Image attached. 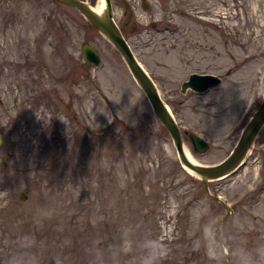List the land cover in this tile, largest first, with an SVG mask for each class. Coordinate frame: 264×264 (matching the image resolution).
Wrapping results in <instances>:
<instances>
[{"label": "rangeland", "instance_id": "rangeland-1", "mask_svg": "<svg viewBox=\"0 0 264 264\" xmlns=\"http://www.w3.org/2000/svg\"><path fill=\"white\" fill-rule=\"evenodd\" d=\"M111 3L184 151L225 159L264 97V0ZM190 73L221 82L182 92ZM0 136V264H264V124L226 177L186 171L119 50L69 5L0 0Z\"/></svg>", "mask_w": 264, "mask_h": 264}, {"label": "water", "instance_id": "water-1", "mask_svg": "<svg viewBox=\"0 0 264 264\" xmlns=\"http://www.w3.org/2000/svg\"><path fill=\"white\" fill-rule=\"evenodd\" d=\"M57 1L77 9L101 34H103L116 46V48L122 54V57L134 79L145 92L156 116L172 137L181 163L189 171L197 174V176H199L203 180H209L224 177L229 173L231 169L238 165V163L246 153V150L250 146L252 140L254 139L255 135L257 134L258 130L264 123V98L256 113L253 115L252 119L244 129L237 146L229 154V156H227L221 162L213 165L192 163L188 159V157H186L183 148L181 133L174 118L172 117L166 105L163 103L148 75L136 60L128 42L113 20L111 0H104L105 13L102 17L96 15L91 6L82 0ZM143 6L147 7V4L144 2ZM154 25V23L151 24L152 27ZM81 53L86 63L93 66H97L99 64L100 55L93 46L89 44L82 45ZM220 81L221 78L213 74L192 73L190 74L187 81L182 82L181 91L183 92L186 90V88H190L198 93H203L206 92L209 88L218 85ZM188 137L195 152L202 153L209 148L208 142L200 136L194 133H190ZM1 143L2 139L0 136V145ZM21 198H24L23 194H21ZM226 208H228V206H226Z\"/></svg>", "mask_w": 264, "mask_h": 264}, {"label": "bare ground", "instance_id": "bare-ground-1", "mask_svg": "<svg viewBox=\"0 0 264 264\" xmlns=\"http://www.w3.org/2000/svg\"><path fill=\"white\" fill-rule=\"evenodd\" d=\"M92 10L95 12L96 15L102 17L105 13V2L104 0H99L98 5L96 6H91ZM186 157L192 162V163H197L187 152H185ZM193 175L197 176V174L190 172Z\"/></svg>", "mask_w": 264, "mask_h": 264}, {"label": "trees", "instance_id": "trees-1", "mask_svg": "<svg viewBox=\"0 0 264 264\" xmlns=\"http://www.w3.org/2000/svg\"><path fill=\"white\" fill-rule=\"evenodd\" d=\"M42 165L45 167L46 171L49 170L46 160H42V158H41L40 166H42ZM5 209H6V206L3 207V210H5Z\"/></svg>", "mask_w": 264, "mask_h": 264}]
</instances>
